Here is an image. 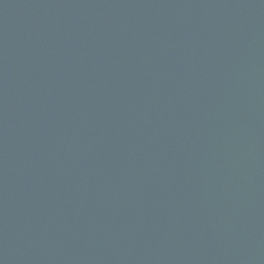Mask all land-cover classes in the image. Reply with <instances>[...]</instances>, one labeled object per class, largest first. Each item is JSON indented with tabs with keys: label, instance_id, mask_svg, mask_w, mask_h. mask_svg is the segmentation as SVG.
<instances>
[{
	"label": "water",
	"instance_id": "water-1",
	"mask_svg": "<svg viewBox=\"0 0 264 264\" xmlns=\"http://www.w3.org/2000/svg\"><path fill=\"white\" fill-rule=\"evenodd\" d=\"M0 264H264V0H0Z\"/></svg>",
	"mask_w": 264,
	"mask_h": 264
}]
</instances>
